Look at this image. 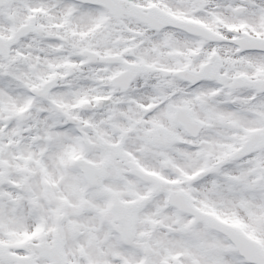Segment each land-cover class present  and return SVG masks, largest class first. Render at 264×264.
Returning a JSON list of instances; mask_svg holds the SVG:
<instances>
[{
    "label": "snow or ice",
    "instance_id": "1",
    "mask_svg": "<svg viewBox=\"0 0 264 264\" xmlns=\"http://www.w3.org/2000/svg\"><path fill=\"white\" fill-rule=\"evenodd\" d=\"M0 264H264V0H0Z\"/></svg>",
    "mask_w": 264,
    "mask_h": 264
}]
</instances>
